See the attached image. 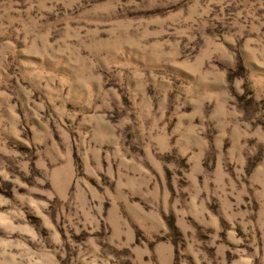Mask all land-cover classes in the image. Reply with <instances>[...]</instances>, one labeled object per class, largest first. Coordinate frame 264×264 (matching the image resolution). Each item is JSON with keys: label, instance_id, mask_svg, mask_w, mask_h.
<instances>
[{"label": "rangeland", "instance_id": "1", "mask_svg": "<svg viewBox=\"0 0 264 264\" xmlns=\"http://www.w3.org/2000/svg\"><path fill=\"white\" fill-rule=\"evenodd\" d=\"M0 264H264V0H0Z\"/></svg>", "mask_w": 264, "mask_h": 264}]
</instances>
